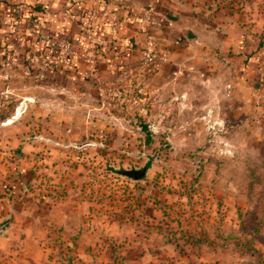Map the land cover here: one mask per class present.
<instances>
[{
    "label": "rangeland",
    "instance_id": "obj_1",
    "mask_svg": "<svg viewBox=\"0 0 264 264\" xmlns=\"http://www.w3.org/2000/svg\"><path fill=\"white\" fill-rule=\"evenodd\" d=\"M61 1L76 15L92 11L85 0ZM103 1L109 28L117 15L136 26L132 14L147 6L172 20L198 2ZM203 1L208 21L234 12L249 37L231 61L204 56L189 97L182 76L167 85L153 78L159 65L151 74L136 65L118 75L129 83L113 80L123 101L101 74L80 71L97 59L88 37L60 54L58 69L44 43L49 81L30 82L24 102L13 87L8 119L0 113L10 124L0 129V264H264V0ZM29 10L43 15L37 4ZM204 75L227 86L214 106ZM138 83L141 103L132 98Z\"/></svg>",
    "mask_w": 264,
    "mask_h": 264
},
{
    "label": "crops",
    "instance_id": "obj_2",
    "mask_svg": "<svg viewBox=\"0 0 264 264\" xmlns=\"http://www.w3.org/2000/svg\"><path fill=\"white\" fill-rule=\"evenodd\" d=\"M85 3H87V7L92 9L91 13L83 12L80 15H76L71 9V4L61 0H0V17L10 16L14 8L20 5L28 10L29 6L33 7L34 4H37L40 12L48 20L51 29L56 35L66 36L71 39L82 38L83 36L88 37L90 46H98L96 50L98 54L95 56L97 57L96 61L93 63L84 60V63L81 64V67L79 65V68L80 71L85 73L89 71L91 76H97L98 73L101 74L107 80L105 85L110 86H114L115 82L119 80H121L119 82L121 84L122 82L123 84L129 83L127 76L120 77L118 75H125L127 72L124 70L128 69L131 71L130 68L132 66L137 65V69L142 72L140 46L148 40L156 41L155 54L160 61L158 70L153 75V78L160 79L168 85L174 80L173 78H177L179 75L182 76L181 82L185 84L181 86V93H185L188 97L193 87L190 77L194 74V71L197 72L198 63L204 56L217 55V59L223 56L224 59L231 61L235 59L237 51H245L247 47L248 42L246 40L249 35L243 23L241 21L239 23L236 22V14L234 12L223 14L217 12V18L210 22L200 8L205 5L203 0H198L193 10L183 11L178 8L179 10L172 11V15H176L172 20L166 16V13L156 10L154 6H147V8L143 9V12L150 10L153 22L149 27L142 29L131 23L128 17L122 19L121 16L118 17L117 15L118 20H115L118 29L117 40L111 39L109 31L105 28L107 20L112 18L106 12L102 13L101 11L105 7V2L103 0L100 2L99 0H85ZM93 16H96L95 20ZM211 17L213 18V16ZM85 27L88 28L85 29ZM198 32H201V34ZM206 35L213 48L204 47L206 43L203 42L202 37ZM0 36L4 37V43L7 45L6 54L0 53L1 58H4L6 62L3 70L0 71V113H4L6 106L3 104L12 102L14 99L13 87L17 86L23 91L20 98L15 99H18L17 101L19 102H24L29 97L27 93L30 82L40 86L49 80L45 78L46 75L43 71L42 56L45 53L39 48H35L34 52V44L25 29L11 34L5 30L0 22ZM126 38L138 41L140 46L131 51L118 47L117 41L121 40L123 42ZM32 53L36 58L35 65L30 64L27 60ZM134 59L135 62L132 65L131 62ZM76 65L78 69V64L76 63ZM207 65L204 68L205 71L209 69ZM200 72L202 73L203 69ZM204 76L206 78L202 79L201 87L205 89V93L209 94L208 100L214 106L221 101V91L222 89L225 90L224 87L227 86L220 84L215 77H210L209 79L208 75ZM227 85V95L230 101L231 96L235 99V83L234 81H229ZM99 95H104V89L100 88ZM205 97L206 94L203 102H207ZM126 99L127 97H124L123 101H126ZM214 110L212 109L213 112ZM1 116L8 119L6 113ZM3 122L0 121V129L6 130L10 124Z\"/></svg>",
    "mask_w": 264,
    "mask_h": 264
},
{
    "label": "built area",
    "instance_id": "obj_3",
    "mask_svg": "<svg viewBox=\"0 0 264 264\" xmlns=\"http://www.w3.org/2000/svg\"><path fill=\"white\" fill-rule=\"evenodd\" d=\"M20 1V0H19ZM79 7V6H78ZM132 19L135 21L140 29L147 27L153 21L152 13L150 10L144 11L140 16L132 14ZM0 22L6 31L14 34L16 32L26 30L29 37H32L34 41L33 44L36 49H40L43 51L44 43H46L50 50L51 54L54 55V59L50 60L51 67L53 69H58L60 64V54L70 53L75 54V40L76 39H68V38H60L56 34L52 35L48 30L47 24L45 23V18L38 12L28 11L24 8V6L20 5L12 11L10 16H2L0 17ZM105 28L109 31V37L111 39L117 40L118 38V29L117 25H111L110 28L105 25ZM58 37V38H57ZM4 38L0 37V45L4 44ZM118 47H123L125 50L131 51L138 48L139 42L136 40H132L131 38H126L123 42L121 40L117 41ZM73 44V47H72ZM157 48L156 41L148 40L143 45L140 46L141 58L140 65L142 71L146 74H151L155 68H157L159 64V58L155 54V50ZM74 52V53H73ZM49 56V54L47 55ZM45 54L42 56L43 63H45ZM29 63L36 62L35 56H30L27 58ZM90 60V59H89ZM164 60V59H163ZM65 62V60H64ZM5 59L3 62H0V71L5 67ZM111 94L117 97L118 99H123L125 97V90L119 87L110 88ZM143 86L141 83L135 85L133 91V101L135 103H141L143 98Z\"/></svg>",
    "mask_w": 264,
    "mask_h": 264
},
{
    "label": "trees",
    "instance_id": "obj_4",
    "mask_svg": "<svg viewBox=\"0 0 264 264\" xmlns=\"http://www.w3.org/2000/svg\"><path fill=\"white\" fill-rule=\"evenodd\" d=\"M6 52H7V45L4 43L3 45H0V53H2V54H6ZM1 54V55H2ZM1 59H3L4 60V58H1V56H0V60ZM3 60L1 61V62H3Z\"/></svg>",
    "mask_w": 264,
    "mask_h": 264
},
{
    "label": "water",
    "instance_id": "obj_5",
    "mask_svg": "<svg viewBox=\"0 0 264 264\" xmlns=\"http://www.w3.org/2000/svg\"><path fill=\"white\" fill-rule=\"evenodd\" d=\"M127 174H134L136 173L134 176L138 178V175H142L143 171H137V172H133V171H128L126 172Z\"/></svg>",
    "mask_w": 264,
    "mask_h": 264
}]
</instances>
